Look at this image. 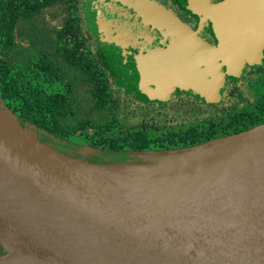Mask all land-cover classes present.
<instances>
[{"label":"water","instance_id":"water-1","mask_svg":"<svg viewBox=\"0 0 264 264\" xmlns=\"http://www.w3.org/2000/svg\"><path fill=\"white\" fill-rule=\"evenodd\" d=\"M138 1L125 4L180 37L167 49L114 48L115 67L139 76L140 93L163 99L178 88L213 102L225 69L238 78L264 63V0H185L211 20L217 47L160 3ZM121 30L135 40L131 25ZM259 128L201 145L189 162L115 169L42 143L0 105V264H264L263 161L200 163Z\"/></svg>","mask_w":264,"mask_h":264},{"label":"trees","instance_id":"trees-1","mask_svg":"<svg viewBox=\"0 0 264 264\" xmlns=\"http://www.w3.org/2000/svg\"><path fill=\"white\" fill-rule=\"evenodd\" d=\"M57 5L59 7L68 5L67 10L70 12V16L65 21L63 28L56 32L55 38L45 42L47 47L46 50H43L45 58L37 65V77L44 78L45 82L61 79L63 69L60 64L63 63L68 70L82 75L84 82L93 85V94L101 107L121 114L126 120L130 116H142L144 119H148L152 112L162 110L163 107H146L139 104L133 106V103L128 100L129 94H126L125 98H121V92L108 83L106 79L108 72L112 75V80H116V75L104 52L105 48L99 46L100 39H97L93 32L87 29L88 22L84 19L83 3H76V0H0V35L5 38L6 48L11 49L13 47V30L21 18H30ZM91 43H93L95 50L100 52L101 61L99 62L91 57L89 49ZM101 64L105 68L108 67L109 71L105 72L104 69H99ZM8 75L9 64L0 58V105L6 109H10L12 106L15 111L24 113L25 115L19 114L18 117L23 126L26 127L28 122L37 130L38 139L42 143L71 158L82 159L99 167L141 169L189 162L192 158L185 155L200 149L201 144H196L199 140H195V136H192L194 139L191 141L188 137H181L182 143H174L172 146L162 144L158 149H151L152 141L147 140L146 136L141 133L136 135L134 133L124 140L128 149L122 147L120 141L116 139H106L103 146L100 145L101 149L97 148L94 152L85 153L83 147H71L59 128V120L63 117L62 114H59V109L63 106L66 108L65 102H68L66 97L57 94H50L47 97L41 96L39 87L34 83L31 85V82L27 84L29 89L26 87L27 91H23L19 79H9ZM242 95L235 91L228 92L223 104L211 103L217 107L210 106L206 109L195 103L173 102L168 105V112L172 113L169 120H176L180 117L193 120L198 117L200 112L210 115L214 113L221 115L234 113L235 115L239 109V98ZM20 99L23 101L18 104ZM8 100L11 102L8 103ZM12 102L15 104L12 105ZM34 110H40L41 117L39 119L33 114ZM42 111L43 113H41ZM159 114L161 115L162 111ZM263 122V120H259L257 123H252L251 127ZM251 127L242 129L249 130ZM236 130L239 131L237 128H232L225 133L237 132ZM208 138L212 139L213 137L208 136ZM0 248L4 254L5 250L1 246Z\"/></svg>","mask_w":264,"mask_h":264},{"label":"rangeland","instance_id":"rangeland-1","mask_svg":"<svg viewBox=\"0 0 264 264\" xmlns=\"http://www.w3.org/2000/svg\"><path fill=\"white\" fill-rule=\"evenodd\" d=\"M171 4L170 6H172ZM84 5V19L86 18L88 22L87 29L92 31L97 39L101 37L98 33L99 31H111V20L115 27H122V29L127 27L124 21L128 22L129 18L117 8L119 6L118 3H84ZM67 7L68 5L64 7L57 5L49 7L30 18H21L13 30L14 45L11 49L6 48L5 38L0 35V58H3L9 64V79H19L23 91L29 89L27 84L31 82V85L34 83L39 87L41 96L47 97L50 94H57L66 97L68 101L65 102L66 108L63 106L59 109V114L63 115L61 120H59V128L66 137V141L80 144L86 149L94 150L98 148L97 146H103L106 139H116L120 141L122 147L124 146L128 149L124 140L131 134L135 133L136 135L137 132H141L146 136L147 140H151L152 144L157 146L159 144L170 145L173 140H176V143H182L180 138L186 136V133L193 129L201 130L204 138L208 134L215 138L214 140L196 143L201 145L230 139L246 133V131L242 132L241 128H237L238 130L240 129V132L236 130L237 132L225 133L227 130L236 128L235 123L232 127H226L225 123L220 119L214 120H219L222 124L217 121V125H214L213 122H201L182 124V126L152 123L150 120L144 118V121L140 118L144 124L140 119L136 118L126 120L121 114L101 107L93 94V85L84 82L82 75L68 70L63 63L60 64L63 69V73L60 76L61 79L45 82L44 78L37 77V65L45 58L43 53V50L47 49L45 42L49 39H54L56 32L63 28L65 21L70 16ZM201 21L200 18H197V23L194 25L196 30L203 28L206 32L210 31V23ZM121 22H123V25ZM89 49L91 57H94L95 61L98 62L99 60L94 55L95 48L93 43L89 45ZM106 76L108 83L112 87H116L111 83L110 76L108 74ZM122 90L127 94H131L128 88H122ZM22 101L20 99L17 103H22ZM10 102L8 100V103ZM13 104L15 102H12ZM10 111L17 117H19V114H24L20 113V111H15L12 106L10 107ZM33 114L38 119L41 117L40 110H34ZM26 125L28 129L34 130V126L28 122ZM263 125H259L258 127ZM183 134L186 135L183 136Z\"/></svg>","mask_w":264,"mask_h":264},{"label":"flooded vegetation","instance_id":"flooded-vegetation-1","mask_svg":"<svg viewBox=\"0 0 264 264\" xmlns=\"http://www.w3.org/2000/svg\"><path fill=\"white\" fill-rule=\"evenodd\" d=\"M152 1L154 3H160L163 5L165 8H167L169 11H171L181 22L185 23L188 25L193 31H199L198 32V37L201 39L205 40L210 46L217 47V40L214 35L213 31V25L211 23V20H209L205 14H200L197 13L193 10H191L188 5L186 4L187 2L185 0H148ZM211 5H214L216 3H219L223 0H207ZM143 3H147V0H142ZM57 3V2H55ZM76 3H118L119 6L117 8L121 10V13L125 14L128 16L129 21L126 26L131 25V28L133 29L136 38L135 40H130L128 37H124V33L119 27H115L112 23V20L110 22V30L111 31H99L98 33L100 34V40H99V46L101 48H105L104 52L107 55L109 59V63L114 70V73L116 75V80H112V75L108 72L109 69L108 67L105 68L104 65L101 64L100 68L104 69L105 72H108L110 76V80L113 81L112 83L114 84L113 86H116V88L121 95V98H125L126 94L124 90L121 88H128L131 91L130 97L128 98L129 101L133 103V106H136V104L143 105L146 107L149 106H156V107H163L162 114L160 115V111H154L148 118L150 122L154 123H161L164 125L168 126H175V125H180L182 124H196V123H201V122H213L214 125H217V121L220 123L219 120H214V119H220L222 122H224L226 127H232L234 126L233 124L235 123L236 128H245V127H251L252 123H257L259 120L264 121V63L263 64H257L255 66H249L247 65L245 70L241 73V75L238 78L233 77L228 73V71L225 69L226 72V80H225V85H224V90L222 93V96L219 100L213 101V102H208L204 97H202L200 94L191 92V91H186V90H181V89H174L172 93L168 96H165L163 99H155L152 96H150L147 93H140L138 90L136 91L133 87V85H136L137 87H141V81L139 80V76L135 75V77L129 78L127 75L125 69L124 70H118L115 67L114 61L116 59L114 55V48H116L117 51H127L133 54L134 52L137 51H142L144 50L145 46L148 47L149 49L152 48H158L161 46V48L167 49L168 47H172L174 45H179L180 43V37H166L163 32L151 27L148 25L143 18L134 10L132 9L129 5L125 3H140L138 0H76ZM170 3H172L170 6ZM185 3V4H183ZM84 12V8H83ZM85 16V12H84ZM197 18H200L202 21L201 22H209L211 25V30L206 32L202 29H197L195 28V23H197ZM86 20V18H85ZM123 25V22H121ZM114 26V27H113ZM89 30V29H88ZM126 34H130V31H126ZM127 35V36H128ZM151 50V49H150ZM100 52L96 49L94 51V55L97 57V60L101 61ZM113 53V54H112ZM113 56H112V55ZM98 61V62H99ZM133 65V64H132ZM122 87H121V86ZM237 92L239 94H243L242 97L239 98V109L236 111V114H227V115H221L220 113H214L213 115H210L208 113L200 112L198 113V117L195 119L191 120H186L184 118H178L176 120H169L170 117H172V113L168 112V105L173 103V102H189V103H195L200 105V107H203V109L209 108L210 106H216L217 105H211V103L214 104H223L226 101V96L228 92ZM257 103V104H256ZM165 108V109H164ZM162 116V117H161ZM130 118H136V119H143L142 116H130ZM140 119V120H141ZM141 122L143 123V121ZM133 124V123H129ZM144 124V123H143ZM211 124V126H213ZM222 124V123H220ZM263 123L259 125H263ZM259 125H254L252 126L249 130H243V131H250ZM144 126V125H142ZM193 129L190 130L188 133L183 134L186 135L183 138H190V141L194 139L199 140L197 142L201 141H210L214 140L215 138H208L210 134L207 135L206 138H204L201 133V130ZM194 131V132H191ZM240 132V129H239ZM141 133V132H137ZM185 133V131H184ZM142 134V133H141ZM151 141V140H149ZM174 143H176V140H173V142L169 145L172 146ZM162 144L153 145L151 144L150 147L152 148H160ZM70 146H79L83 147L80 144H74L70 143ZM98 149L101 147L97 146ZM84 152H94L97 148L94 150L91 149H86L84 148ZM3 254L2 249L0 248V255Z\"/></svg>","mask_w":264,"mask_h":264},{"label":"bare ground","instance_id":"bare-ground-1","mask_svg":"<svg viewBox=\"0 0 264 264\" xmlns=\"http://www.w3.org/2000/svg\"><path fill=\"white\" fill-rule=\"evenodd\" d=\"M253 155L263 161L260 165L264 166V126L260 127L252 137L241 140L219 153L203 159L200 163L218 164L239 160L242 157H251Z\"/></svg>","mask_w":264,"mask_h":264}]
</instances>
